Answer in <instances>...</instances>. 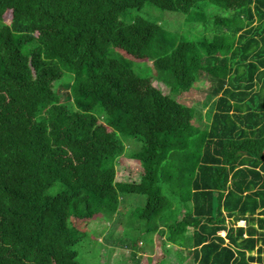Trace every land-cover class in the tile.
<instances>
[{"label":"trees","instance_id":"obj_1","mask_svg":"<svg viewBox=\"0 0 264 264\" xmlns=\"http://www.w3.org/2000/svg\"><path fill=\"white\" fill-rule=\"evenodd\" d=\"M146 5L187 25L221 13L179 41ZM201 76L204 129L174 98ZM123 154L138 183L116 182ZM99 221L119 223L107 262L130 248L139 264L160 235L180 261L264 264V0H0V264H83Z\"/></svg>","mask_w":264,"mask_h":264},{"label":"rangeland","instance_id":"obj_2","mask_svg":"<svg viewBox=\"0 0 264 264\" xmlns=\"http://www.w3.org/2000/svg\"><path fill=\"white\" fill-rule=\"evenodd\" d=\"M207 11V16H205L204 19L206 21L209 19L208 15H213V16H219L221 13L218 11L216 8L210 6L205 9ZM136 12L131 13L135 14ZM141 15H145L147 18L150 20L156 21L159 25L164 26V28L170 29V31H174L173 29H178V31H175L176 33L178 32L179 34L177 35L176 33L173 34L175 37H178L179 41L180 40H186V39H200L204 36H210L211 33L213 32L212 26H207L206 22L203 24L204 19L201 20L199 26L197 23H191L187 25L186 17L183 16L182 14H177V13H172V12H167V11H161L157 8H154L152 6L146 5L142 10L139 12ZM178 15H182L183 18L180 20L178 23ZM212 20V19H211ZM207 26V29L209 32L205 33L203 26ZM174 33V32H173ZM210 34V35H209ZM134 72L141 76V77H149L152 76L153 70H152V64L151 63H135L134 64ZM68 76H63V79L54 83L53 86L55 89H57L61 84L64 87H60L61 89V96L64 98L65 93L68 92V89L65 87V84H68L71 82V79H67ZM61 85V86H62ZM209 82L207 81V77L201 76L199 80H197L194 85H192L189 89L186 90H180L178 93H181V95L175 96L174 98L179 102L187 106H192V108L195 110V117L193 124L196 127H199L200 129H204L207 124H208V116L209 112L211 111V108L213 106L212 100L208 99V89ZM185 91V92H183ZM120 139H122L120 137ZM139 143H132V141L128 142H123V148L124 150H138L140 148ZM126 150V152H127ZM117 166H116V182H125V183H138L140 180L141 176V168L139 167L138 163L129 160L125 158V155L123 154L122 156L118 157L117 160ZM58 190V187H56ZM135 197V196H132ZM136 199H131L127 203L132 202L131 204L139 203L138 200ZM131 211V212H130ZM128 213L127 216L129 217V214H134L136 211V207L131 209ZM122 220V218L120 219ZM113 223V224H112ZM104 222V221H99L96 224H93L90 226L89 231H94L88 232L85 230L83 234H87L85 237V241H81L79 245L77 246L78 250V259L80 263L83 264H116L118 261L119 264H126L130 260V253L131 249L130 248H117L118 250H114L113 253L111 254L110 260L107 262V260L102 259V255L104 254V258H106L107 253H106V248L107 246L104 245L103 242L104 238L108 235V231L114 230L115 226H118V222ZM243 223H239V226H243ZM123 226V224L121 225ZM106 230V231H105ZM192 234L191 229L188 230L187 235L190 236ZM221 236H224L223 233L220 234ZM94 237H97L98 242H102L100 244H93L89 239H92ZM103 238V239H102ZM126 239V238H125ZM127 244V242H132V240H123ZM163 242H165V237L160 236V235H154L152 236L151 240H149L147 248L145 249V252L143 254H138L136 257L141 256V262L139 264H147V259L151 258L153 260L154 258H157L163 255V259L159 264H194L193 261L189 258H187L185 261H180L178 258H176V255L173 254L172 252H167V248L164 250L163 248ZM107 243V242H106ZM98 246V250H95V247ZM173 249V246H169V249ZM96 251V252H95ZM94 254H93V253ZM187 254H185L186 256ZM98 259V261H97Z\"/></svg>","mask_w":264,"mask_h":264}]
</instances>
